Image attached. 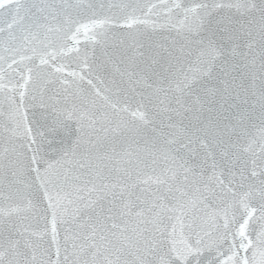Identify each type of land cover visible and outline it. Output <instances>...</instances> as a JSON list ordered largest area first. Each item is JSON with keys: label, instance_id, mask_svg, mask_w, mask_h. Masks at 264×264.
<instances>
[{"label": "snow or ice", "instance_id": "obj_1", "mask_svg": "<svg viewBox=\"0 0 264 264\" xmlns=\"http://www.w3.org/2000/svg\"><path fill=\"white\" fill-rule=\"evenodd\" d=\"M0 264H264V0H0Z\"/></svg>", "mask_w": 264, "mask_h": 264}]
</instances>
